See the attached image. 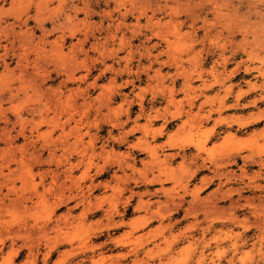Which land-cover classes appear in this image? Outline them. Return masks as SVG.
<instances>
[{"label": "rangeland", "instance_id": "374dc122", "mask_svg": "<svg viewBox=\"0 0 264 264\" xmlns=\"http://www.w3.org/2000/svg\"><path fill=\"white\" fill-rule=\"evenodd\" d=\"M0 6V264H264V6Z\"/></svg>", "mask_w": 264, "mask_h": 264}, {"label": "clouds", "instance_id": "9594fccd", "mask_svg": "<svg viewBox=\"0 0 264 264\" xmlns=\"http://www.w3.org/2000/svg\"><path fill=\"white\" fill-rule=\"evenodd\" d=\"M254 3H255L256 5H258V6H264V0H254ZM0 7H2V6H0ZM255 14H256L257 16L264 17V10H262V9L259 8V7H257V8L255 9ZM0 55H3V54L0 53ZM260 63H261V66L264 67V58H261V59H260ZM260 74H261V75H264V71H261ZM53 103H54V101H53ZM252 106L254 107L255 105H252ZM261 119L264 120V116H262ZM177 155H178V154H177ZM172 158L174 159V158H176V157L173 156ZM2 243H3V241H0V244H2ZM229 264H231V261L229 262Z\"/></svg>", "mask_w": 264, "mask_h": 264}, {"label": "bare ground", "instance_id": "6f19581e", "mask_svg": "<svg viewBox=\"0 0 264 264\" xmlns=\"http://www.w3.org/2000/svg\"><path fill=\"white\" fill-rule=\"evenodd\" d=\"M21 4H22V3H21ZM13 5H14V4H13ZM5 68H6V67H5ZM6 69H7V68H6ZM6 118H7V117H6ZM4 119H5V118H4ZM7 121H8V120H7ZM4 123H5V122H4ZM7 132H8V131H7ZM5 136H6V135H5ZM7 137H8V136H7ZM3 138H4V137H3ZM114 138H115V137H114ZM13 139H14V138H13ZM6 141H7V140H6ZM6 141H5V142H6ZM28 141H29V140H28ZM8 143H9V144H8ZM8 143H7L8 145H11V143H10L9 141H8ZM8 149H9V148H8ZM140 150H141V149H140ZM33 153H34V152H33ZM50 153H51V152H50ZM31 155H32V154H31ZM5 156H6V155H5ZM171 157H172V156H171ZM225 163H226V162H225ZM227 163H229V162H227ZM201 165H202V164H201ZM202 167H203V165H202ZM203 168H204V167H203ZM73 169H74V168H73ZM66 170H67V169H66ZM2 176H3V175H2ZM44 176H45V175H44ZM157 176H159V175H157ZM6 177H7V176H6ZM155 177H156V176H155ZM156 178H157V177H156ZM156 178H155V179H156ZM4 179H5V178H4ZM73 179H74V178H73ZM157 180H158V179H157ZM160 180H161V179H160ZM209 180H210V179H209ZM209 180H208V181H209ZM8 181H9V180H8ZM75 181H76V180H75ZM153 181H154V180H153ZM160 182H161V181H160ZM95 184H96V183H95ZM50 190H51V188H50ZM9 191H10V190H9ZM88 192H89V191H88ZM81 193H82V192H81ZM83 195H84V193H83ZM84 196H85V195H84ZM82 200H83V199H82ZM82 200H80V202H81ZM64 201H65V200H64ZM8 202H9V201H8ZM78 202H79V201H78ZM78 202H77V203H78ZM62 204H63V201H62ZM2 207H3V206H2ZM4 207H5V205H4ZM6 208H7V207H6ZM207 209H208V208H207ZM210 209H211V208H210ZM40 232H41V231H40Z\"/></svg>", "mask_w": 264, "mask_h": 264}]
</instances>
